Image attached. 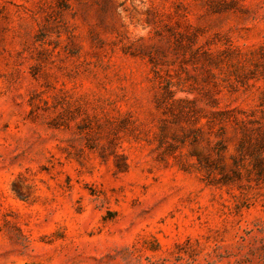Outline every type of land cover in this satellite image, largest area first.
<instances>
[{
  "label": "rangeland",
  "instance_id": "rangeland-1",
  "mask_svg": "<svg viewBox=\"0 0 264 264\" xmlns=\"http://www.w3.org/2000/svg\"><path fill=\"white\" fill-rule=\"evenodd\" d=\"M0 264H264V0H0Z\"/></svg>",
  "mask_w": 264,
  "mask_h": 264
}]
</instances>
